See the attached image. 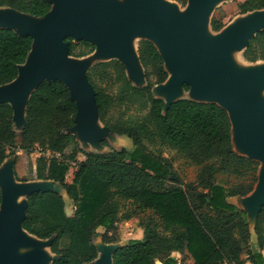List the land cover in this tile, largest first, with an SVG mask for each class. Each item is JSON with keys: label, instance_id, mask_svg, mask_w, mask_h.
<instances>
[{"label": "trees", "instance_id": "16d2710c", "mask_svg": "<svg viewBox=\"0 0 264 264\" xmlns=\"http://www.w3.org/2000/svg\"><path fill=\"white\" fill-rule=\"evenodd\" d=\"M0 7L40 18L53 3L0 0ZM237 8L240 14L264 9V0H242ZM210 26L219 31L223 23L213 18ZM65 41L73 57L95 49L84 40L74 43L67 37ZM32 43L31 36L0 27V86L17 77ZM137 52L144 86H134L116 59L97 62L87 72L99 120L113 133L129 138L132 148L83 150L68 132L75 125L77 106L62 81H44L31 93L20 133L14 130L11 106L0 103V166L11 154L38 150L35 178L18 180H52L65 190L72 205L69 215L59 193L34 192L27 196L22 228L32 234L43 217L52 222V228L38 236L51 239L50 250L57 256L52 264L94 261L98 256L94 242L106 234L98 230H111L119 219L137 224L143 236L115 249L112 264H155L156 260L177 264L173 253L187 255L190 264H264V204L255 220L257 249L253 250L246 212L228 200L253 190L258 162L234 151L228 113L218 104L179 99L166 106L163 99L155 98L153 86L168 77L163 59L147 39L139 40ZM242 55L249 62L264 61V28L250 39ZM183 87L188 89L186 84ZM115 108L122 112L117 117L110 115ZM161 147L197 167L194 183L182 185ZM80 154L84 159H78ZM225 175L235 182L224 180ZM64 238L67 244L62 247Z\"/></svg>", "mask_w": 264, "mask_h": 264}, {"label": "water", "instance_id": "95a60500", "mask_svg": "<svg viewBox=\"0 0 264 264\" xmlns=\"http://www.w3.org/2000/svg\"><path fill=\"white\" fill-rule=\"evenodd\" d=\"M187 1L188 8L183 14L175 12L169 3L167 5L162 0H125L123 4H116L112 0H51V11L40 18L9 7H0L1 28H9L19 35H29L33 39L26 61L18 66L17 77L0 86V103L6 102L11 106L16 133H20L24 127L26 106L31 93L44 81L58 80L67 85L77 106L75 125L68 132L75 136L83 150L99 153L110 151L111 149H102L104 145L101 141L106 140L108 133L109 136L119 135L105 125L99 127L101 121L95 104V91L87 79V72L95 63L85 70L83 65L72 62L70 57L73 56L69 54V45L65 39L74 37L78 42L84 40L93 44L95 49L100 48L109 60L116 59L122 63L128 80L140 87L146 84L144 71L141 74V68H144L138 52L133 54L126 41L129 34L147 31L149 39H142L155 45L168 74L165 82L155 85L163 86L166 99L154 91V86L153 96L163 99L166 106L179 99L218 104L228 113L232 146L238 144L248 154H240L233 147L234 151L261 162L264 166V100L259 96V91L264 88V68L246 76H236L229 69L230 52H243L250 39L264 28V9L245 13L246 16L229 29L205 40L202 34L207 14L217 0ZM154 34L162 40L165 55L172 68L171 74L165 57L150 38ZM132 77L145 83L139 81L134 84ZM184 84L191 87L195 96L206 100L180 96L185 91ZM235 126L241 130L240 143L237 140L233 142ZM101 130L105 131L104 135L96 143L93 134ZM88 139H91L92 146L85 144ZM83 140L86 147L83 146ZM13 159L15 156L6 158L0 166V264H38L40 253L18 252L20 247L41 245L38 241L27 239L26 234L31 233L21 226L26 215L27 196L39 191H53L63 197L66 205L70 200L65 190L52 180L19 181L21 184H16L13 174L6 171ZM260 166L252 191L262 194L253 213L249 214L246 209L231 201L240 196L228 199L246 212L250 233L251 227L254 232L257 213L264 204V170L261 171ZM36 184L47 188L34 190L31 185ZM42 240L46 242L44 246L52 256L48 264H52L57 256L50 250L51 239ZM94 244L98 256L88 264H112L113 251L125 245L109 247L108 255L98 261L99 249L95 242Z\"/></svg>", "mask_w": 264, "mask_h": 264}, {"label": "rangeland", "instance_id": "374dc122", "mask_svg": "<svg viewBox=\"0 0 264 264\" xmlns=\"http://www.w3.org/2000/svg\"><path fill=\"white\" fill-rule=\"evenodd\" d=\"M112 1L116 4H123L125 2V0H112ZM162 1H165V2L168 1L167 3H169L170 6L174 9V11L177 12L178 14L185 13L188 8V1L185 4H181L176 0H162ZM239 1L240 0H217L213 4V6L211 7V9L209 10L207 14L206 25H205V29L202 34L205 40H210L216 37L218 34H221L222 32L226 31L227 29H229L231 26H233L235 23H237L243 17L246 16V14L245 15L240 14L238 11L237 3ZM213 18L218 19L223 23V27L220 31L212 30L210 26V22ZM146 32L147 31H145L142 34L133 33V34L128 35L126 43L129 49L133 52V54L136 55L138 42L140 39L142 38L149 39V35ZM72 41L74 43H78V41L74 37H72ZM230 54H231V62L229 64V69L231 73L236 76H246L250 74V72L252 71H256L260 68H264V63L258 62L262 60L249 62L243 58L242 52L231 51ZM109 59L110 58L106 54H104L103 51L98 47H96V49L92 53L88 54L85 57H81V58L70 57V60L72 62L83 65L85 67V70H88L90 65L96 63L97 61L109 60ZM143 71L144 70L141 68V74H143ZM131 80L134 84L139 81L145 83V81L140 80V79H135L133 77L131 78ZM184 90L185 91H183L180 96L193 98V99L206 100V98L204 97L195 96L191 87H188V89H184ZM154 91L157 92L159 95H162V97L166 99V93L163 90V86H159V87L154 86ZM259 96L262 100H264V88H262L259 91ZM121 113H122L121 109L115 108V109H112L110 115H112L113 117H117ZM101 123H99V127H103V123L102 124ZM104 132H105L104 130H101L93 134V138H96L97 140L96 143H98L99 140L103 137ZM108 134L107 136H105L106 144L104 145L101 143L102 145L107 146V147H104L101 145L103 147L102 148L103 150L108 151L111 148H120V147L132 148V142L129 138L125 136L119 137V136H115L111 134H110L111 136H109ZM90 140L91 139H88L87 143H85V141L83 140V146L86 147L84 143L87 144V146L89 145L92 146V143ZM235 141H236L235 133L233 132V142ZM233 147L240 154H243V155L248 154V152L245 149L238 146V144H233ZM155 148H160V147L158 145H155ZM11 151L16 153L15 150H11ZM161 151H162V155L171 161L173 170L177 174V176L180 178V180L182 181V185L186 186L188 184H192L195 182L196 174H197L196 166L188 163L184 158H182L174 150L168 149L166 147H161ZM17 154L18 156H16L15 159H13V162H10L9 166L6 169V171L13 174V179L16 184L19 183L18 179L35 178L36 159L40 156V152L36 150L29 155L22 153V152H18ZM13 156L15 155L11 154L8 156V158H11ZM78 159L79 160L84 159V156L80 154L78 156ZM260 165H261V162H258V170H259ZM262 168L263 166L261 165L260 170ZM222 178H224V180H226L229 183L235 182L233 176L225 175ZM167 184H170V182H168ZM31 186H33L32 188L34 190H37V189L44 190V188H47L45 187V185L39 186L36 184V185H31ZM261 194H262L261 192L256 193V191H252L250 194H247L246 196L239 197V199L231 200V201H233L240 208L246 209V211L249 214H251L253 213V209L254 207H256V204L260 202L259 198ZM66 212L68 214L72 213V208L70 207L69 204L66 206ZM43 220L44 222H41L40 225L36 227V229L34 230L32 234H29V235L26 234L27 239H30L33 242L38 241L41 245H39L38 247L37 246L20 247L18 249V252L20 254H29L33 252L40 253L41 257L39 259L38 264H48L49 260L52 259V256L50 255L48 248L44 246L46 245V242H44V240L38 237L40 234L52 228V222L50 220H48L45 217H43ZM251 221H253V219H251ZM98 232L101 234L106 233L103 235V237H98L95 241L99 249L98 261H100L101 259H103L105 256L108 255L109 247L111 248L114 245L125 244L128 240L136 238L137 237L136 236L137 224H130L123 219H119L111 230L106 231L105 229H99ZM66 239L67 238H64V240ZM249 244L253 250L257 249L256 237H255L252 227H251V238H250ZM172 256L177 260V264H190L191 262V260L189 259L187 255L182 256L178 253H173ZM155 264H162L161 260H156ZM221 264H224V263H221Z\"/></svg>", "mask_w": 264, "mask_h": 264}, {"label": "bare ground", "instance_id": "6f19581e", "mask_svg": "<svg viewBox=\"0 0 264 264\" xmlns=\"http://www.w3.org/2000/svg\"><path fill=\"white\" fill-rule=\"evenodd\" d=\"M168 2V1H167ZM167 5H169L168 3H166ZM151 40L156 44V46L158 47V49L160 50V52L163 54V56L165 57V61H166V65H167V68L169 70V73L171 74L172 72V68H171V65L169 64L168 60H167V57L165 55V51L163 49V44H162V40L161 38L158 36V35H152L151 37ZM237 58V57H236ZM238 62V61H237ZM241 66V65H240ZM233 132L235 133V140H237V143H240V140L239 138L241 137V130L239 127L235 126L233 128ZM240 145V144H239ZM262 171L264 170V166L263 168L261 169Z\"/></svg>", "mask_w": 264, "mask_h": 264}, {"label": "crops", "instance_id": "0c3cea01", "mask_svg": "<svg viewBox=\"0 0 264 264\" xmlns=\"http://www.w3.org/2000/svg\"><path fill=\"white\" fill-rule=\"evenodd\" d=\"M240 1H242V0H240ZM80 160H82V159H80ZM70 205V207L72 208V205H71V203L68 201V203H67V205ZM73 212V211H72ZM72 214V213H71ZM71 214H69V215H71ZM136 238H133V239H141L142 238V236H143V231H142V229L140 228V227H138L137 226V234H136ZM131 240V239H130ZM129 241V240H128ZM127 241V242H128ZM67 244V241L66 240H62L61 241V246H65Z\"/></svg>", "mask_w": 264, "mask_h": 264}]
</instances>
